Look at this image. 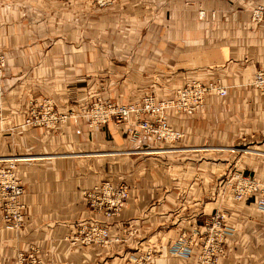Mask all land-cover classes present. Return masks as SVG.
<instances>
[{
  "label": "crops",
  "instance_id": "0c3cea01",
  "mask_svg": "<svg viewBox=\"0 0 264 264\" xmlns=\"http://www.w3.org/2000/svg\"><path fill=\"white\" fill-rule=\"evenodd\" d=\"M258 5L264 0H0V158L14 160L24 205L20 228L0 219V264L30 248L37 264H196L198 243L187 257L171 249L214 210L230 229L216 264H264V211L255 194L235 201L225 188L236 172L264 184V101L250 84L264 70V23L250 20ZM191 80L226 94H206L191 114L165 108L182 133L171 144L132 142L126 122L91 130L73 116L98 98H169ZM46 95L56 113L71 115L51 128L22 125L28 105ZM100 181L128 187L114 217L90 212L81 194ZM92 223L107 227L106 243L80 242V226Z\"/></svg>",
  "mask_w": 264,
  "mask_h": 264
},
{
  "label": "built area",
  "instance_id": "2783aa9c",
  "mask_svg": "<svg viewBox=\"0 0 264 264\" xmlns=\"http://www.w3.org/2000/svg\"><path fill=\"white\" fill-rule=\"evenodd\" d=\"M113 0H93L98 6L110 4ZM199 17L203 12H199ZM250 20L255 23H264V6L252 8ZM4 57L0 55V96L2 94V75ZM250 84L257 89L264 101V70L253 73ZM213 92L224 96L226 90L217 83L203 84L198 81H188L173 90L172 96L162 100H155L151 96H143L138 102L114 103L109 101L95 102L85 111L88 126L98 128L109 121L114 125L127 123L125 129L126 139L136 141L142 135L150 136L158 142H168L179 139L182 133L171 128L166 120L165 108H173L176 112L191 114L203 103L206 94ZM39 106L38 110L35 109ZM71 113L63 115L56 113L48 100H41L37 105L28 109L23 117L22 125L53 127L57 122L64 121ZM226 191L235 201L255 194L254 206L264 211V184L258 183L254 178L234 173L225 180ZM23 187L15 176L14 160L0 158V219L4 228L18 229L24 217V205L20 201ZM88 209L93 210L104 218L114 217L124 207L128 199V187L124 183L100 181L81 191ZM91 227L80 226L79 232L85 229V235L80 242L88 243L92 240L99 243L108 241V232L105 226L97 223L87 224ZM230 234L225 224V216L221 211L214 210L202 223L201 231L192 230L188 235L181 234L172 246V253L187 257L193 243H198L199 253L196 264H216L217 258L222 255L224 242ZM30 252L18 254L15 264H37V256L33 248ZM149 253L144 254L143 261L149 259Z\"/></svg>",
  "mask_w": 264,
  "mask_h": 264
},
{
  "label": "rangeland",
  "instance_id": "374dc122",
  "mask_svg": "<svg viewBox=\"0 0 264 264\" xmlns=\"http://www.w3.org/2000/svg\"><path fill=\"white\" fill-rule=\"evenodd\" d=\"M114 1V0H113ZM112 1V2H113ZM91 2L95 5V6H98V5H96L94 2H93V0H91ZM111 2V3H112ZM110 3V4H111ZM110 4H107V5H103V6H108V5H110ZM103 6H98V7H103ZM0 55L1 56H3L4 57V65H3V68H2V71L4 72V70H5V61H6V58H5V55L4 54H2L1 52H0ZM1 68V67H0ZM3 75H2V80H3ZM40 78H41V80L40 81H43L42 79H43V76H40ZM41 100H48V101H53L52 100V98H50L49 96H47L46 95V97H44V96H42L41 98H40V101L39 102H41ZM105 100H102V99H95L94 101H92L91 103H89V105H87L86 107H83V108H81L78 112H73V116H75L76 114L78 115V116H81V117H85L86 118V116H84L85 115V113H86V109L87 108H89L90 107V105L91 104H93V103H95V102H104ZM110 102V101H109ZM33 104H35V105H37V103H34V102H32V103H30L29 105H28V107H27V109H26V112H28V109L29 108H31V107H33ZM38 108H39V106H36L35 107V109L36 110H38ZM86 120H87V123H88V119L86 118ZM104 124H106V123H104ZM103 125V124H102ZM35 126V125H34ZM116 126V125H115ZM88 127V129H91V130H94L93 128L94 127H91V126H87ZM102 127L101 126H99L98 127V130L99 129H101ZM0 129H1V127H0ZM125 137H126V133H125ZM171 144V143H170ZM111 157H109V159H108V162H111ZM15 176H16V174H15ZM17 177V176H16ZM18 179V178H17ZM19 183H20V180H19ZM97 183V182H96ZM21 184V183H20ZM89 211L90 212H92L93 210H91V209H89ZM94 214H96L95 212H93ZM97 225H99V224H97ZM100 226H102V225H100ZM87 228L88 227H91V226H89V225H87L86 226ZM105 228H106V230H107V227L105 226ZM86 230V229H85ZM85 230L82 232V236H84L85 235ZM96 243H98V244H103V243H99V242H95V241H92V240H90V241H88V244H96Z\"/></svg>",
  "mask_w": 264,
  "mask_h": 264
}]
</instances>
